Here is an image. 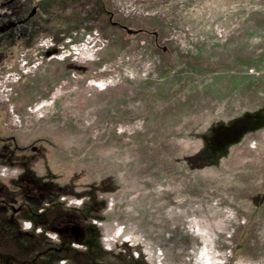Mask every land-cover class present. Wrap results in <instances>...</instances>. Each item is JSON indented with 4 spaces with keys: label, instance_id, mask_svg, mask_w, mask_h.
<instances>
[{
    "label": "rangeland",
    "instance_id": "obj_1",
    "mask_svg": "<svg viewBox=\"0 0 264 264\" xmlns=\"http://www.w3.org/2000/svg\"><path fill=\"white\" fill-rule=\"evenodd\" d=\"M3 196L32 264H264V0H0Z\"/></svg>",
    "mask_w": 264,
    "mask_h": 264
},
{
    "label": "trees",
    "instance_id": "obj_2",
    "mask_svg": "<svg viewBox=\"0 0 264 264\" xmlns=\"http://www.w3.org/2000/svg\"><path fill=\"white\" fill-rule=\"evenodd\" d=\"M21 187H23V185H21ZM20 189L10 192L9 196L13 198L19 192H21ZM38 195L39 194H37V193H35V194L32 193V195H28L27 197L31 198V197H36ZM7 199L8 198H6V197L4 198V196L0 197V214L5 215L3 218V221H6V222L8 221V223H11L12 226L14 227V229L17 232H19L20 234H22V230H21V223L22 222L20 221V219H19L20 216L18 214H22V213L27 214V212L30 211L28 214L29 216L28 215L26 216V217L30 218V214L32 215L33 212L31 211V209L28 210V208H26V205H24V203H17L16 200H12L11 204H10V201H8ZM71 214L74 216L75 219L78 218L77 216L75 217L74 212ZM33 215H35V214H33ZM24 216H25V214H24ZM34 217H36V215ZM41 224L47 230L48 229L56 230L57 234L59 235V242L48 244L43 249V251L38 252L37 255L41 256L42 252H43V254L46 255V253H48L50 251L51 253L54 254V256L56 258L70 260V261H74V260H76V258H78L79 256L82 255L81 254V253H83L82 251H77L75 249H72L71 246L69 245V243L72 241H70L71 238L66 237L64 235V233L62 232V224H58V223L52 222V221H47V222L41 221ZM75 241L78 243L83 242L82 240H79V239H75ZM32 263H33V259L29 260V259H25L23 257L22 258H16L13 253H10L8 250L3 248V246H1V244H0V264H32Z\"/></svg>",
    "mask_w": 264,
    "mask_h": 264
}]
</instances>
